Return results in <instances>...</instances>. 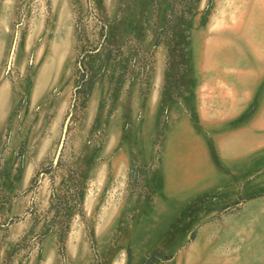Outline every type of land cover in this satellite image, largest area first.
Masks as SVG:
<instances>
[{
	"label": "rangeland",
	"instance_id": "374dc122",
	"mask_svg": "<svg viewBox=\"0 0 264 264\" xmlns=\"http://www.w3.org/2000/svg\"><path fill=\"white\" fill-rule=\"evenodd\" d=\"M0 264H264V0H0Z\"/></svg>",
	"mask_w": 264,
	"mask_h": 264
},
{
	"label": "water",
	"instance_id": "95a60500",
	"mask_svg": "<svg viewBox=\"0 0 264 264\" xmlns=\"http://www.w3.org/2000/svg\"><path fill=\"white\" fill-rule=\"evenodd\" d=\"M13 49L14 48L12 46L11 51H10V56L8 58V66L10 65V62H11V54L13 52ZM67 121H68V116H67V118L65 119V121L63 123L62 129H61V133H60V137H59L56 149H55V153H54V156H53V162L54 163L57 162V160L59 158V155L61 153V150L63 148V144H64V140H65V137H66V132H67Z\"/></svg>",
	"mask_w": 264,
	"mask_h": 264
}]
</instances>
